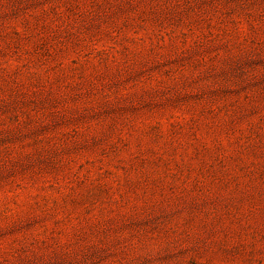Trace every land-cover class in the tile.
<instances>
[{
    "label": "rangeland",
    "instance_id": "rangeland-1",
    "mask_svg": "<svg viewBox=\"0 0 264 264\" xmlns=\"http://www.w3.org/2000/svg\"><path fill=\"white\" fill-rule=\"evenodd\" d=\"M0 264H264V0H0Z\"/></svg>",
    "mask_w": 264,
    "mask_h": 264
}]
</instances>
